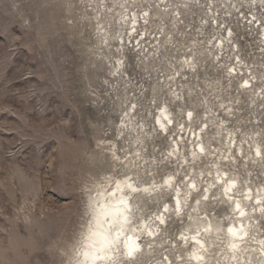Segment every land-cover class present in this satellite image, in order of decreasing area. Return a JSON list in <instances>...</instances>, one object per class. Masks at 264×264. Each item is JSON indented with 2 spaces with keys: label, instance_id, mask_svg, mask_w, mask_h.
I'll return each instance as SVG.
<instances>
[{
  "label": "rangeland",
  "instance_id": "obj_1",
  "mask_svg": "<svg viewBox=\"0 0 264 264\" xmlns=\"http://www.w3.org/2000/svg\"><path fill=\"white\" fill-rule=\"evenodd\" d=\"M191 1L186 8L181 0H0V264H61L58 247L79 219L80 183L88 173L118 167L149 181L216 164L240 191L264 188V158L255 152L264 151V6ZM121 15L141 23L133 28ZM221 41L222 53L215 48ZM121 59L123 70L113 75ZM184 60L195 71L178 63ZM234 68L239 76H232ZM247 77L254 87L243 90ZM164 103L175 121L169 132L155 122ZM204 124L213 156L194 165L168 157L177 140L189 158ZM229 131L243 141L244 157L228 152ZM209 181L205 176L203 187ZM217 195L201 216L230 214ZM139 203L150 219L171 201ZM167 218L160 244L142 239L146 252L134 264H182L187 248L178 238L188 212ZM257 230L264 239V222ZM212 251L218 259L220 249Z\"/></svg>",
  "mask_w": 264,
  "mask_h": 264
},
{
  "label": "clouds",
  "instance_id": "obj_2",
  "mask_svg": "<svg viewBox=\"0 0 264 264\" xmlns=\"http://www.w3.org/2000/svg\"><path fill=\"white\" fill-rule=\"evenodd\" d=\"M195 2L199 3V0ZM250 3L264 6V0H250ZM120 7L123 8L124 5L121 4ZM164 10L167 11V8ZM126 18V15H121L122 22ZM99 34L104 37L102 43L107 45L108 38L102 26ZM168 42L171 43V37L168 38ZM124 63L123 59L118 61L120 67L113 75L123 70ZM178 63L195 71L196 66L191 61L184 60ZM172 95L177 100L181 99L176 93ZM208 111L211 115V109ZM188 112L192 113L190 119ZM188 112L186 113L188 120H193L195 113ZM155 122L159 127L160 124H164L166 128L173 124V113L167 103L159 106ZM120 127L123 128L124 125ZM220 129L221 131L216 133L217 137L222 135L223 123L220 124ZM199 144L203 145V152H191L192 164L205 160L209 155V146L202 142ZM174 153L178 162L188 164L185 163L188 160L184 158V153L175 151V148L168 153V157H173ZM136 155L139 157V152ZM112 159L120 160L114 149ZM123 163L120 161V164ZM205 176L210 177L207 187H203ZM218 180L222 183H218ZM192 183H195V188L190 186ZM218 187L221 189L220 194L225 196L230 193L240 194L236 178L228 176L225 178L216 164H210L208 169L199 173L190 172L185 175L179 171L169 172L159 179L149 181H144L136 173L122 171L118 167L95 174L88 173L80 183L82 202L79 219L69 240L58 247L61 264H134L144 253L141 240L144 237H151L150 232L158 233V227L154 226L156 221L160 225L166 222L164 215H153L146 219L139 203L141 197L149 200H170V204L163 205L167 208L165 213L177 219L183 217L190 209L192 213L188 215L190 222L182 232L185 238L184 247L187 248L182 264H264V239H257L252 235L255 224H249L247 220L250 212L246 201L249 200L250 194H241L242 198L235 201L229 196L230 214L221 220L209 221L207 216L200 215L202 209L199 206L207 202L209 199L205 197L209 198L208 193ZM201 188L205 189L203 196L200 194ZM194 197H199V202L195 203V206L192 205ZM258 199L260 203L257 205L260 207L256 210L264 215V192ZM253 243L257 247L249 246ZM214 247L220 249L217 254L219 258L215 262L212 259ZM255 253L260 254L258 261L253 259Z\"/></svg>",
  "mask_w": 264,
  "mask_h": 264
},
{
  "label": "bare ground",
  "instance_id": "obj_3",
  "mask_svg": "<svg viewBox=\"0 0 264 264\" xmlns=\"http://www.w3.org/2000/svg\"><path fill=\"white\" fill-rule=\"evenodd\" d=\"M164 1H167V0H164ZM181 2L186 6V8H188L189 6H190V4H191V0H181ZM199 3H201V2H199ZM197 4V3H196ZM195 4V5H196ZM192 5V4H191ZM193 6V5H192ZM197 7V6H196ZM195 8V7H194ZM180 13V12H179ZM181 14V13H180ZM213 14V13H212ZM127 16V15H126ZM216 16V15H215ZM128 18V17H127ZM145 20H147L146 18H144ZM129 20V22L127 21V20H125L124 22L126 23V24H129L130 26L132 25L133 26V28H136V26H137V23L139 22V23H141V21H139L138 20V18L135 16V18H132V16H130V18L128 19ZM216 20V19H215ZM147 22V21H146ZM262 25V24H261ZM132 28V29H133ZM228 32V31H227ZM226 37V36H225ZM230 37V36H229ZM225 42H227V41H225ZM228 44V43H227ZM215 48H218V50L221 52V51H224L225 52V43H224V41H221L220 42V45H219V47L217 46V47H215ZM229 49V48H228ZM215 50V49H214ZM232 51V50H231ZM219 53V52H218ZM222 53V52H221ZM215 55V54H214ZM218 55V54H217ZM218 58V57H217ZM235 69V71H232V76L234 75V76H239V73L237 72V69L236 68H234ZM117 70V69H116ZM241 73V72H240ZM243 74V73H242ZM245 81L247 82V86H244V87H242L243 88V90H248V89H253V82L247 77V79L245 78L244 80H243V82H242V84L243 83H245ZM177 84V83H176ZM175 86V85H174ZM263 90H262V97H263V101H264V84H263V88H262ZM179 91V90H178ZM181 95V94H180ZM184 97V96H183ZM184 99V98H183ZM174 100H177V99H175V97H174ZM179 100H181V99H179ZM182 101V100H181ZM127 117H129V114H128V116ZM212 117V116H211ZM214 117V116H213ZM158 118V117H157ZM205 119V118H204ZM210 120V119H209ZM129 121H133L132 120V118L129 120ZM191 121H193V120H191ZM223 122V121H222ZM175 123V121L173 122V124ZM224 123V122H223ZM172 124V125H173ZM226 124V123H225ZM220 125V124H219ZM156 126H159L157 123H156ZM133 128V127H132ZM128 129V128H127ZM135 129H136V127H135ZM134 128L132 129V130H134V131H136ZM170 131V126H168L167 127V131L166 132H169ZM229 136H230V143H229V150H228V152H230V153H235L236 151H237V149L239 150V151H241V155L244 157V152H243V150L245 149V146H244V144H243V141H239V140H236V137L234 136V134H233V132H231V131H229V134H228ZM198 140V142H196ZM181 141H183V139H182V137H181ZM237 141V142H236ZM175 142V146L173 147V148H175V147H177V144H178V146H179V152H183L182 151V147H181V145H180V143L177 141V140H175L174 141ZM204 143L205 145H206V142H205V140H204V135H203V133L201 132L200 134H197V133H194V141H193V143H192V146H193V149H192V151H198V148H197V145L199 144V143ZM236 142V143H235ZM232 143H235V145H234V147H232ZM105 145V144H104ZM239 147V148H238ZM234 148V151L232 150ZM256 148V150H255V152L257 151V149H259L260 150V152H261V154L260 155H257L259 158H264V151L261 149V147L260 146H257V147H255ZM215 150H216V148H215ZM191 151V152H192ZM209 151V150H208ZM191 152H189L190 154H189V158H187L186 157V155L184 154V158L185 159H187L188 161H191ZM254 152V153H255ZM215 153V151H209V155L207 156V158H209V157H211V156H213V154ZM240 153V152H239ZM176 157V153H174L173 154V158H175ZM231 157H234L233 155L231 156ZM231 159V158H230ZM229 159V160H230ZM234 159V158H233ZM226 161V160H225ZM198 163H199V161H197ZM200 164V163H199ZM194 165V164H193ZM223 173H226L227 174V172L226 171H224V170H221ZM227 176H228V174H227ZM230 178V177H229ZM237 180V179H236ZM238 181V180H237ZM239 186H240V183L238 182V188H239ZM219 190V194L217 195V196H219V198H220V200L222 201V202H224V203H226V204H228L230 207H231V205H230V203H229V200H228V197L229 196H231V198H232V200L233 201H235V200H238V199H241L242 198V195L241 194H243V195H248V194H250L251 195V197H252V199H249V200H247L246 201V203H247V205H248V211L250 212V217H248L247 218V220H248V223L249 224H255V228H254V230H253V233H252V235H254L257 239H263V236L261 235V234H258L257 232H258V230H257V228H259L260 226H261V224L264 222V215H262V214H260L256 209H258L259 207H260V205H257L256 203H255V201H256V199H258L259 198V196H260V194L262 193V192H264V188L263 189H254V188H252L251 186H249V185H247V188L245 189V190H242V191H240L239 190V193L240 194H237V193H230V194H228L227 196H225V195H222V194H220L221 193V189L218 187V188H216V189H213V190H211L209 193H208V195H209V200L207 201V202H204L203 204H205V203H211L212 202V200H213V198L214 197H216V195L214 194L215 193V191L216 190ZM141 200H144V199H146V198H143V197H141L140 198ZM146 201L147 202H153V203H159L160 202V199H152V200H149V199H146ZM202 204V205H203ZM202 205L201 206H199V208L200 209H202ZM191 214V211H190V209H189V211H188V215H190ZM205 214V213H204ZM158 215H164L165 217H166V222H165V224H168V218H167V213H163V210L158 214ZM171 216V215H170ZM207 218H208V220L209 221H212L211 220V218L209 217V216H207ZM164 224V225H165ZM155 227H158V229H159V231H158V233H154V236H151V237H147L148 238V240H149V242H150V244H148V245H152V244H155L156 243V245H159L160 243H159V235H160V231H161V229H163V227L159 224V222L158 221H156V223H155V225H154ZM162 234H163V232H162ZM161 234V235H162ZM163 236V235H162ZM146 237H144L143 239H145ZM141 243L143 244V240H141ZM162 244V243H161ZM256 245V244H255ZM257 246V245H256ZM153 248V247H152ZM145 252H146V249H144V253L141 255V256H143V255H145ZM213 252V251H212ZM259 254V253H258ZM140 256V257H141ZM139 257V258H140ZM139 258H138V260L137 261H139ZM260 258V257H259ZM212 259H213V261L215 262V260H217L216 259V257H214L213 256V254H212ZM137 261H135V262H137ZM169 261V262H168ZM167 262H162V263H160V264H170V259L168 260ZM134 262V263H135Z\"/></svg>",
  "mask_w": 264,
  "mask_h": 264
},
{
  "label": "snow or ice",
  "instance_id": "obj_4",
  "mask_svg": "<svg viewBox=\"0 0 264 264\" xmlns=\"http://www.w3.org/2000/svg\"><path fill=\"white\" fill-rule=\"evenodd\" d=\"M145 15H147V13H145ZM228 35L231 36V32H229ZM230 71H235V69H230ZM244 86H247V82H246V81H245V85H244ZM187 115H188V118L190 119L192 113H191V112H188ZM157 123H159V121H157ZM169 123H171V122H169ZM181 127H183V126H181ZM207 127H208V125H207V124H204V125L200 128V131L203 132ZM160 129H161L162 131H167V128L165 127L164 124H160ZM197 148H198V151L203 152V145H202V144H198V145H197ZM175 151H177V152L179 151V146H178V144H177V147H175ZM256 154H257V155H260V154H261V152H260L259 149H257ZM185 163H189V161H185ZM186 175H187V174H186ZM217 176H219V173H217ZM224 176H225V178H226V177H227V174L224 173ZM181 179L183 180L184 178L182 177ZM217 182H218V183H222L220 180H218ZM190 186L193 187V188L196 187L195 183H192ZM204 192H205V189L201 188V190H200V194H201V196L204 195ZM205 199H209V198H208V197H205ZM249 199H252V197L249 196ZM198 202H199V197H196V198L194 199V203H198ZM255 203H256V204H259V203H260L259 199H256ZM166 211H167L166 206H163V213H165ZM150 235H151V236H154V234L151 233V232H150ZM238 238H239V237H238ZM179 240H180L181 242H183V243L185 242V238L182 236V234L179 236ZM201 243H202V242H201Z\"/></svg>",
  "mask_w": 264,
  "mask_h": 264
}]
</instances>
